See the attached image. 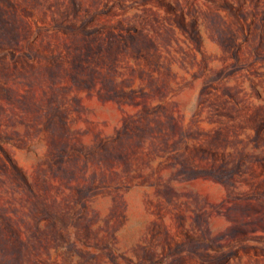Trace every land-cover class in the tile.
<instances>
[{
	"label": "rangeland",
	"instance_id": "obj_1",
	"mask_svg": "<svg viewBox=\"0 0 264 264\" xmlns=\"http://www.w3.org/2000/svg\"><path fill=\"white\" fill-rule=\"evenodd\" d=\"M0 264H264V0H0Z\"/></svg>",
	"mask_w": 264,
	"mask_h": 264
}]
</instances>
